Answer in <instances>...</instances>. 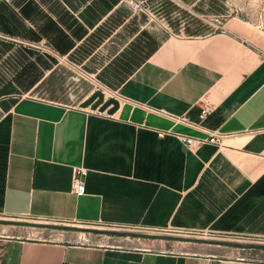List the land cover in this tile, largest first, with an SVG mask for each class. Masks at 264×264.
I'll return each instance as SVG.
<instances>
[{"label":"crops","instance_id":"1","mask_svg":"<svg viewBox=\"0 0 264 264\" xmlns=\"http://www.w3.org/2000/svg\"><path fill=\"white\" fill-rule=\"evenodd\" d=\"M37 3L43 74L12 66L0 80V264H264L241 259L242 239L264 241V54L218 1L149 0L151 15L125 0ZM102 88L119 110L80 107ZM183 135L207 142L191 151ZM77 167L88 170L82 196ZM29 227L38 234L21 235ZM126 227L241 239L116 232Z\"/></svg>","mask_w":264,"mask_h":264},{"label":"rangeland","instance_id":"2","mask_svg":"<svg viewBox=\"0 0 264 264\" xmlns=\"http://www.w3.org/2000/svg\"><path fill=\"white\" fill-rule=\"evenodd\" d=\"M217 1L220 8H223L224 21H231L230 28L247 43L264 54V0ZM157 4L155 7L159 12H161L162 10L160 8H157ZM12 6H14L13 9ZM35 6H38L37 0H0V68L3 69V74H0V80H2V75L3 82L11 83L12 66L20 67L21 71H23L27 65H31L32 78L37 79L43 74V55L45 50H47L48 48L44 45V42L42 40H31V33L35 32L34 27L31 25V21L32 23L36 24L39 22V20H41V22L43 21L42 19L33 17L34 14L32 15V13L34 12L33 8ZM16 7H18V9H15ZM13 10L16 13V17L18 15L15 21L16 24H12L11 15ZM1 28H3V30H1ZM6 33H14V35H18L19 37L17 38V41L9 40L6 39ZM2 36H5V38ZM8 89L10 88H0V92ZM40 94L42 95V93ZM107 96L110 97V94H108ZM6 130L7 125L5 124L0 131V148H3L5 145ZM1 162L2 154L0 153V164ZM1 176L2 175L0 174V177ZM31 232H34V234H38L36 229L31 230V227H29V231H25V233H21V235H31ZM116 232H125L131 237L134 236L147 239L170 238L174 241L179 242L190 241L209 244L217 242L233 244L237 242V239H241L237 238L239 236L238 234L232 233L196 234L173 231H156L155 233H150L149 231H146V229L131 227H126V231ZM242 240H245L242 242H244L243 244H245L246 247L244 249V257L258 260L264 259L263 240Z\"/></svg>","mask_w":264,"mask_h":264},{"label":"built area","instance_id":"3","mask_svg":"<svg viewBox=\"0 0 264 264\" xmlns=\"http://www.w3.org/2000/svg\"><path fill=\"white\" fill-rule=\"evenodd\" d=\"M128 6L135 12H145L151 15L150 12V4L149 0H125ZM102 90L106 98H109L106 94V91L102 88ZM115 97V96H110ZM117 98V97H116ZM119 99V98H118ZM210 112V108H205L202 111V118H205ZM182 142L187 146V148L191 151L197 150L202 144L207 142L206 138L195 137V136H181ZM88 174V170L85 167H77L74 171L72 178V191L78 195L82 196L86 193V176ZM199 234V233H196ZM206 234V233H205ZM243 260H253L251 258L242 257Z\"/></svg>","mask_w":264,"mask_h":264},{"label":"water","instance_id":"4","mask_svg":"<svg viewBox=\"0 0 264 264\" xmlns=\"http://www.w3.org/2000/svg\"><path fill=\"white\" fill-rule=\"evenodd\" d=\"M121 106L120 100L116 97L106 98L102 90H96L88 99L80 104L81 108H91L100 113L114 114Z\"/></svg>","mask_w":264,"mask_h":264},{"label":"trees","instance_id":"5","mask_svg":"<svg viewBox=\"0 0 264 264\" xmlns=\"http://www.w3.org/2000/svg\"><path fill=\"white\" fill-rule=\"evenodd\" d=\"M1 129H0V131H1ZM5 138H6L5 145L3 148H0V151H1L0 153L2 154V162L0 164V169H1L0 174L2 176L0 177V180H1V178L5 177V165H6V158H7V151H8V149H7L8 148V142H9V130H8V128L6 130Z\"/></svg>","mask_w":264,"mask_h":264}]
</instances>
